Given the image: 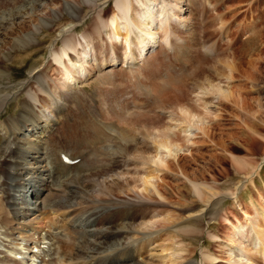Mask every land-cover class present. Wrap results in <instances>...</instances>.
<instances>
[{
  "label": "rangeland",
  "instance_id": "374dc122",
  "mask_svg": "<svg viewBox=\"0 0 264 264\" xmlns=\"http://www.w3.org/2000/svg\"><path fill=\"white\" fill-rule=\"evenodd\" d=\"M118 1L0 0L1 94L13 86L0 112V176L10 164L28 167L18 180L36 176L26 149L39 145L47 159L42 164L61 176L57 195L77 170L62 168L55 148L87 151L91 168L88 182H74L80 196L73 206L58 211L15 216L0 190V264H109L111 258L124 264L128 256V264H264V241L249 221L264 212V0H165L175 8L161 11L152 27L144 17L154 20L164 0ZM119 16L126 32L116 38L111 20ZM149 25L153 40L139 55L137 38ZM66 39L78 43L76 52L86 42L93 48L74 79L63 70L75 53L61 62L54 56ZM129 45L134 57L124 59ZM141 100L146 107H133ZM126 102L136 110L121 116L130 108L120 111ZM22 115L33 124L18 121ZM93 117L102 128L92 127ZM115 137L131 149L122 150ZM9 139L21 156L7 151ZM96 162L94 170L100 169L93 173ZM252 171L254 182L240 187ZM236 189L238 203L229 197ZM35 196L21 189L20 205L11 202L23 210L20 202L34 203ZM139 203L147 209L130 208V221H123L134 235L124 246L112 245L94 259L72 257L88 229L121 222L108 220L116 206Z\"/></svg>",
  "mask_w": 264,
  "mask_h": 264
},
{
  "label": "bare ground",
  "instance_id": "6f19581e",
  "mask_svg": "<svg viewBox=\"0 0 264 264\" xmlns=\"http://www.w3.org/2000/svg\"><path fill=\"white\" fill-rule=\"evenodd\" d=\"M36 1H40L41 2V0H36ZM164 2H165V0L162 3L160 1V3H161L160 6L157 9L154 8V20H151L150 21L148 17H145L144 18V19H146L145 21H147L148 24L150 23L151 27H152V24H153V26H155L157 24V21L158 20H161V17H160L161 11L167 12V10L172 9V11H170V12H173V10L175 8L174 7L175 5H173V6L172 5H165ZM118 3L119 4H122L123 2L119 0ZM118 11L117 12L119 14H122L123 13V11L120 10V9ZM157 12H158V14L156 16V13ZM16 17H17V15L16 14H13V19H15ZM124 17H126V14H124ZM18 18H19V16H18ZM7 19H8L7 17L1 18L2 22L6 21ZM76 19L78 20L79 18L78 17H75V20ZM150 25L148 26L149 27L148 29L145 27V31H144V34L145 35L137 38V45H139L140 47H143L142 46L143 44L145 45L146 43L151 42L153 40L152 39V37H153L152 34L148 31L150 29ZM111 27H112L111 33L113 31V34L115 35L114 37H116V38H120V35L123 32H126V24H125V21L120 16H119V18L118 17H113L112 18V20H111ZM1 28H4V26H2V24L0 25V29ZM168 29H169V27H168ZM155 33H156V31H154V38L156 37V34ZM127 38H130V34L127 35ZM167 39H168V34L167 35H164V37H163L164 44H166V45H168L169 42H170V41H167ZM89 43H91V42H89ZM89 43L86 42V43H84L85 47L84 48L81 47V48L84 49L83 52H76L77 51V47H78V43H73V42H70L68 39H66L64 41V45L61 48L60 52L54 54L55 59H57V61L61 62L65 58V56L67 54H69L70 52L75 53V54H73V57H75V58H74V61H72L71 65H70V69L64 68V70H63L64 71L63 72V75L65 76V78H68V79H70V77L73 78L74 77V74L81 73V70L82 69L84 71V67H85L84 64H86L85 58L87 57V55H89V53L91 51V46H90ZM79 45H80V43H79ZM208 49H210V48H208ZM133 50L135 51V47H134ZM126 51H127V49L125 48L124 51H123V53H124L125 56H127ZM133 53H135V52H133ZM84 56H85V58H84ZM81 67H82V69H81ZM248 77H250V76H248ZM68 79L66 81L68 83V85H66V86L69 88L71 86H70V80H68ZM6 87L8 88V90L5 91L3 94H1V88H0V112L4 109L5 105L9 101V99H11V97L13 96V94L10 92V89H12L13 86L11 84H8ZM63 93H65V92H63ZM65 94H67V93H65ZM127 102H126L125 106H123L120 109V111H122L124 109V107L126 108V106L129 105L130 108L127 109V113H125V112L124 113H121L120 112L122 115L120 113H118L119 115H121V116H124L125 114L133 115V113H131V110H136V109H132L131 108L132 105H133V107H136V105H139V106H142V107H146V106H144V102L142 100L141 101H133L132 105H130L131 103L128 104ZM135 103H137V104L134 105ZM58 109L60 110V108H58ZM139 109H141V108H139ZM59 110H57V111H59ZM135 112L139 113L138 111H135ZM119 115H118V117H121ZM116 116L114 114V117L115 118H116ZM23 118H26L25 120H28L31 123L33 122V120L30 117L23 116V115L21 117H17V120L18 121H22V120H24ZM107 119H110V118H107ZM118 119L120 120L121 118H118ZM95 120H97V118H94V123L92 124V127L102 128L101 127V123L98 121L100 123L99 124ZM15 121H13V123ZM15 123L17 125V122H15ZM15 123L12 125V127L15 125ZM10 124H12V123L10 122ZM183 124H184V122H183ZM254 125L256 127H258L256 124H254ZM121 133H123V132H120L119 134H121ZM117 137H115V138H117ZM122 137H125V136L123 135ZM119 138H117V139H119ZM117 139L115 140V143L121 145L122 150L129 151L131 149V145L132 144H127V145L125 143L122 144L121 138H120V140H117ZM10 141H11V145L7 149V151H10V152L16 151L17 154L19 156H21L23 154L22 153V150L19 149L21 147H19L17 150L16 149H13L14 142H12V140H10ZM161 142L164 145H166L167 148H170L169 147V141L168 140H163ZM26 150H29L28 153H27V155L31 159L29 162L32 163V164H37L35 166V168L33 169L34 170L33 172L36 173V176L33 175V176H30L29 178H26L23 175V177H20L21 180H18L19 178H17V177L19 175H17V174H21L18 171H20V170H22L24 168H26V170H27V168H28V167H22V168H20L19 167L20 166L19 164H17L19 166L14 165V164L8 165L6 167L7 172L4 173L2 171L1 172V176H0L3 179L5 178V181L2 182L3 179L0 181V190L3 191V194H2L3 196L2 197H4V199L7 201V203L9 204V206H11L14 215L15 216H18L19 215L20 217H26V215H27V212L26 211L27 210L28 211L29 210H39V209H42V208H45L46 207L47 209L52 208L51 210L57 209L56 211H58L59 209H65V208L71 207L72 202H73L72 200H74V198L80 196V190L75 185L74 182H76V181H82V182H84V181L86 182L87 181L88 182L90 180L91 168L89 167L88 160H87L88 159V156H90V155L87 154V151L80 152V153H72L71 152L72 154L71 153L69 154L65 150H60L58 148H55L54 149L56 151V153L60 152V153H58L56 155L58 156L60 154L59 155V159L62 157V161H59L58 158H57L56 161H59L58 164L60 166H62V168L63 167H70L71 169L77 170V171H74L73 170L74 172L72 174L69 173L68 176L65 175L66 176V178H65L66 181H64V179H63V187H64V189L62 190V191H64V193L62 192L64 195H61V194H58L57 195L55 193V190L58 191L59 188L57 189V188H55V186L56 185L59 186V184H58L59 181H57V178L59 180V178L61 176L59 177V175H58V177H55L56 172L54 173L55 175L52 176L51 175V169H53V166H51V168L49 169V167L47 165H43L42 164V163H44V162L47 161V159L44 157V151L42 150V147L39 145L37 148H34V147H31L30 148V146H29V149H26ZM64 154L69 155L71 158H76L78 156H82V159H81V161H79L77 163H69V162H66L65 161ZM112 156H113L112 159L114 160L115 157H117V156L119 157L120 156V153H116V155H112ZM13 159H15V158H13ZM117 159H115L114 162H117ZM113 160H111V161L109 160V163L110 162L113 163ZM100 165L102 166L103 163H99V167H100ZM92 167H93V169H92L93 170V173L95 171H98L100 169V168H98L97 170H94V168L97 167V162L94 165H92ZM82 170H84V171H82ZM253 172L254 171H252V173H249L248 175L245 176L247 178V180L246 181H242L239 184L240 187H242V186L245 187L248 182H250V183H253L254 182L253 181V177H254L253 176ZM63 177H64V175H63ZM14 182H15V186H17V187L13 186V187H15L13 189L11 186H12V183H14ZM28 185H29V188L27 187ZM20 188L23 191H26L28 194H30V193L31 194L32 193L35 194L36 195L35 197L37 198L36 200L31 201V202H34V203H30L28 201L26 202L27 199L25 201L20 202L21 203V207L22 206H24L23 208L26 207V209H23V210H21L20 208L14 206L15 204L20 205L19 202H18V199L16 200L17 193L19 191H21ZM45 190H48L50 193L48 192V194L42 200L40 199L41 201H39L38 198H40L42 196V194L44 193ZM237 192L238 191L236 189V191H234V192H232L230 194L232 196H229V197H232L233 199L235 198L234 201H236L238 203L237 198H236V196H238L237 195L238 194ZM2 197H1V199H2ZM225 197H227V196H225ZM11 200H15L16 201L15 204H14L13 201H12L13 202L12 203ZM2 201H4V200H2ZM31 204H34V206H31ZM143 205L141 203H139V204H127V205L118 206V207L116 206V210L113 211V212H111L109 214L108 220L113 219L115 217H119V219L121 220V222L118 225H116L114 228H112V229L110 227H108V226H106V227H99V228H97V231H93L94 229H88V231L90 232L89 235H87V238H84L81 241V243L79 242L80 243L79 250L72 257L73 258H87V257H91V258L94 259V258L97 257L96 255L99 256V255L103 254V252L105 253V251H108V249L110 247H112V245H115V246L116 245L124 246V244H126V240H128L130 238V236H133L134 235L133 234V230H132V224L129 222L130 219H131V215H132L130 208L131 207L132 208H135L136 207V208H139V209H143V210L145 209L146 210L147 208L143 207ZM146 207H148V206H146ZM99 211L100 210L96 211L95 213L92 212V214H90V216L88 218L90 219L92 216L98 215L100 213ZM128 211H130V212H128ZM247 218H249V217H247ZM247 218H246V221H248ZM94 219H96V218H94ZM94 219H92L91 222H94ZM124 219H126V220L128 219L129 221H127V223H124V222H126V221H123ZM249 221L251 223L253 222L252 224H253V227H254V231L256 233V237L257 238H260V240L264 241V212L259 217H256L255 219L254 218L253 219L250 218ZM261 222H262V224H261ZM243 225H244V223L242 221H240V224L239 225H235V227H236V229H239ZM91 236H95L96 238H93ZM118 238H119V241H117ZM123 238H124V241L122 242V244H123L122 245V244H120V241ZM263 245H264V243H261V246H263ZM260 251H262L261 248H260ZM126 259H127V261H131L130 256H128ZM127 261L124 262V264H128L129 262H127ZM62 263H64V262H62ZM110 263L111 264H122L123 262H119L118 263V262L114 261V259L112 260V258H111L110 261H109V264ZM98 264H106V262L105 263H102L100 261Z\"/></svg>",
  "mask_w": 264,
  "mask_h": 264
},
{
  "label": "water",
  "instance_id": "95a60500",
  "mask_svg": "<svg viewBox=\"0 0 264 264\" xmlns=\"http://www.w3.org/2000/svg\"><path fill=\"white\" fill-rule=\"evenodd\" d=\"M144 17V16H143ZM145 18V17H144ZM141 37V36H140ZM144 46V45H143ZM145 47V46H144ZM144 47H140L139 45H138V47H137V49H136V53H138V54H141V52H142V49L144 48ZM91 50H93V48L91 47ZM126 53H133V47L131 46V45H129V47H127V51H126ZM134 54V53H133Z\"/></svg>",
  "mask_w": 264,
  "mask_h": 264
}]
</instances>
